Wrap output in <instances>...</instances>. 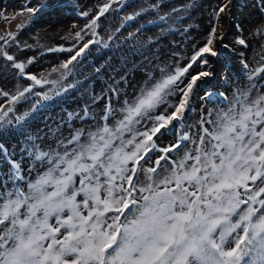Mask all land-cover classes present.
Here are the masks:
<instances>
[{"label": "snow or ice", "instance_id": "snow-or-ice-1", "mask_svg": "<svg viewBox=\"0 0 264 264\" xmlns=\"http://www.w3.org/2000/svg\"><path fill=\"white\" fill-rule=\"evenodd\" d=\"M119 2L108 0L85 29L97 35L98 21ZM65 7L75 10L77 0H38L35 6L28 0L11 19ZM164 7L153 0L136 15L155 12L149 23L163 30L190 6L161 14ZM232 7L233 0H218L211 27L187 63L161 69L160 79L150 76L133 99L113 106L111 97L119 101L121 93L113 85L99 117L87 107L67 113L69 125L75 119L88 124L69 137L61 126L33 137L25 131L28 113L13 116L12 107L0 106V264H264V55L255 66L241 59L248 84L231 98L206 89L201 100L211 107L196 130L187 124L198 82L226 79L232 71L234 48L220 32ZM248 7L264 17V0H249ZM85 29L75 33L77 40ZM256 32L264 36V21ZM96 43L48 51L71 53L60 65L70 73L69 66ZM14 44V34H0V59L33 85L18 89L10 104L28 95L47 102L75 86L62 83L66 73L48 80L47 74L27 72L34 58L18 61L8 51ZM235 44L248 47L242 36ZM194 66L200 68L195 75ZM46 84L52 95L34 92L33 86ZM170 97L176 102L169 103ZM166 135L171 142L159 147ZM47 137L54 148L45 147ZM155 152L161 154L153 157Z\"/></svg>", "mask_w": 264, "mask_h": 264}, {"label": "rangeland", "instance_id": "rangeland-1", "mask_svg": "<svg viewBox=\"0 0 264 264\" xmlns=\"http://www.w3.org/2000/svg\"><path fill=\"white\" fill-rule=\"evenodd\" d=\"M26 2H28V0H0V13H4V16L8 18L5 20L4 17H0V34L7 36L8 33H12L15 35L16 44L12 45L8 51L10 54L14 55L18 61H26L29 57L34 58L32 64L26 65L27 72L37 78H41L42 74H47L46 78L48 80H60L61 73H66V70L61 68L60 65L69 58L71 53L67 51H49V53H46L48 49L61 47L69 49L74 46L78 48L83 43L96 37L101 40V43L106 44L117 35L119 26L126 21H124V19L125 17L127 18V15L134 16L136 13L141 12V10L148 9V6L153 0H131L132 3L130 2L131 6H129V8H125L124 6L125 0H120L119 3L112 4L109 11L98 21L97 27L95 28L97 35L95 36L92 31L85 29V25L93 16L97 15L100 7L108 3V0H77L78 7L75 10L71 7H65L63 11L54 14L41 13L33 19H28L29 14L25 12L17 16L16 19H11L17 13H20ZM30 3L31 6H35L38 0H30ZM155 3L167 5V7L161 10V14L170 12L172 7H180L185 4L190 6L187 12L180 14L182 20L177 19L170 22L169 25L164 26L163 30L161 27L158 28L154 26L152 29L145 30L144 32L147 33L148 36L156 37V35L159 34L165 35L168 33L167 30L173 28L174 32L170 34V38L167 36L164 37V40L161 38L162 41H160L159 46L164 50H168L170 46H172L174 50L172 54L170 52V55L167 57L164 55L155 57V59H153L154 67L151 68L148 66L150 70L148 76L142 79L138 75L132 83L129 81L126 86H122L119 101H117L116 97L111 99L113 106L119 107L123 100L133 99V97L139 93L140 89L145 87V82L150 76L154 79H160L161 69L164 71H171L173 67L183 66L187 63L194 51V47L202 44L211 27L212 10L218 3V0H155ZM248 3L249 0H233L234 7H232L231 16L225 17L223 24L220 25V32L225 34L224 43L232 45L234 48L229 61V66L232 71L226 79H221L220 76H217L211 80L205 79L198 82L199 87L193 95L191 102L193 111L188 113L187 116V124L193 126V131L198 127L197 121L201 118V115H206L211 107L210 103L201 100L204 91L208 89L223 92L226 96L231 98L232 94L237 89H243L248 84L246 71L240 63L241 59L245 60L250 66H255L257 62L260 61L261 55H264V48H261V45H264V36L259 32L254 34V30L261 25V22L264 21V17L248 7ZM112 8H114L115 11L121 10L120 12L122 15L120 18L115 17V15H109L111 17H107ZM80 12H88L89 16L81 17L79 15ZM140 16L142 17L141 23H147L149 20L152 21L156 19L155 12L153 11H144ZM237 24L243 28L242 33L237 32L235 27H233V25ZM82 29H85L86 34L82 33L83 40H77L75 33L80 32ZM185 29H187V31H185ZM131 32L132 30H129L127 33ZM143 36V34L140 35V37ZM237 36H242L248 42L247 48L235 44ZM133 37L137 39L136 35ZM241 53H243L242 56ZM146 69L145 67L142 68V70ZM190 71L195 75L196 72L200 71V68L194 66ZM121 77L123 78V76ZM113 78V83L119 82L120 80L119 77ZM28 83L29 86L33 85L32 81L22 79L17 75L16 71L9 65V62L0 59V106H3L4 109L12 107L15 110L14 112L18 115H24L23 113H25V111H30L33 107L30 102H21L15 106L9 102L12 96L17 95L18 89L25 88ZM62 83L65 84V79L62 80ZM110 85L113 86L112 83ZM50 87L51 86L47 84L43 87L33 86V90L34 92H48L49 95H52V93L49 92ZM100 95H102V91ZM103 95L100 97L101 100H104ZM35 97L37 98L39 96ZM107 97H109V94ZM176 99L177 97H170L169 103H175ZM101 110L102 107H97L95 110H91V112L100 116L102 113H100ZM70 111L72 113H81L78 109H71ZM74 121V127L64 128L61 126L64 137H69L76 128L88 127V124L82 123L79 119H75ZM45 125L47 124L33 122V124L29 126L28 134L33 137H45V134L48 132ZM171 140L172 137L168 135L162 137L158 141L159 147H166ZM19 142L22 145L24 139H19ZM44 145L46 148L48 146L53 148L56 146L51 137H47L44 140ZM11 146L15 148L16 141H12ZM160 154L159 152H155L152 155L156 157Z\"/></svg>", "mask_w": 264, "mask_h": 264}, {"label": "trees", "instance_id": "trees-1", "mask_svg": "<svg viewBox=\"0 0 264 264\" xmlns=\"http://www.w3.org/2000/svg\"><path fill=\"white\" fill-rule=\"evenodd\" d=\"M130 2L131 0H125V8L131 6ZM120 11V9L119 11H115L112 8L107 17L115 15V17L120 18L122 15ZM132 17V20H128L125 17L124 21H126L119 26L117 35L108 43H101L98 37L91 39L98 40L99 43L91 44L85 54L78 58V62H73V65L69 66L71 69L70 73L65 69L66 78L64 85H75L73 88L47 102L41 100L40 97L36 98L35 95H29V99H22L14 104L15 106L21 102H30L31 106H33L39 102L35 111H33V107L30 111H25V113H28L26 120L27 127L25 128L27 134L29 126L33 122L47 124L45 125L47 130L49 127L54 128L58 125L64 128L74 127L75 121L71 125L65 122L67 120V113L71 112V109H78L80 112H83L86 107L90 111L95 110L97 107H102L100 113L103 112L111 83L121 89L129 81L132 83L138 75L143 79L150 72L148 66L154 67L153 59L155 57L163 55L167 57L170 55V52L172 54L174 50L172 46L168 50H164L159 46V43L162 41L161 38L164 40L165 36L170 38V34L174 32L173 28L167 30L168 33L165 35L159 34L156 37H151L147 33H144L145 30L152 29L154 26L160 28V26L150 24V20L147 23H141L142 17L140 15H132ZM129 30H132V32L127 33ZM142 34L144 36L140 37ZM132 35H136L137 39H134ZM46 53H49V51ZM144 67L147 69L142 70ZM113 77H119V82L113 83ZM26 87H29V83ZM101 91L102 95L104 94V100L100 99L102 96L100 95ZM94 97L98 99L94 100ZM114 97L112 96L111 99H114ZM25 113L23 114L25 115ZM11 115L22 116L15 112ZM95 115L97 116V114ZM19 139L23 140L24 137H20Z\"/></svg>", "mask_w": 264, "mask_h": 264}]
</instances>
